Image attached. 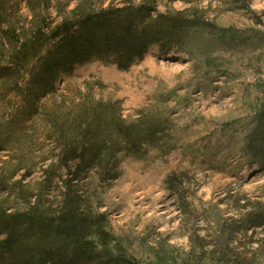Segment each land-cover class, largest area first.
<instances>
[{"label": "rangeland", "instance_id": "obj_1", "mask_svg": "<svg viewBox=\"0 0 264 264\" xmlns=\"http://www.w3.org/2000/svg\"><path fill=\"white\" fill-rule=\"evenodd\" d=\"M149 1L184 17L178 43L155 42L127 69L76 64L30 113L37 60L17 63L41 47L38 28L127 0H0V68L11 67L0 71V211L55 215L68 175L53 117L114 103L127 122L154 117L164 133L119 153L117 178L92 169L75 181L101 219L88 238L132 264H264V138L253 136L264 108V0Z\"/></svg>", "mask_w": 264, "mask_h": 264}, {"label": "trees", "instance_id": "obj_2", "mask_svg": "<svg viewBox=\"0 0 264 264\" xmlns=\"http://www.w3.org/2000/svg\"><path fill=\"white\" fill-rule=\"evenodd\" d=\"M46 25L48 30L40 26L37 31L41 47L17 63L18 68L26 69L37 60L27 88L25 108L30 113L37 111L43 96L56 91L60 74H70L76 64L100 59L127 69L155 42L178 43L187 26L184 17L159 13L149 0L85 9L55 26ZM10 70L0 68L2 73ZM80 107L73 121L52 119L62 141L58 169H66L68 175L58 212L43 216L36 205L33 212L0 211V264H132L88 238L101 219L85 211L75 181L92 169L103 181L117 178L118 154L140 153L144 145L156 144L164 129L154 117L127 122L114 103L90 100ZM257 121L253 136L261 139L264 108Z\"/></svg>", "mask_w": 264, "mask_h": 264}]
</instances>
